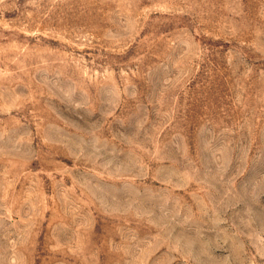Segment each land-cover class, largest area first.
<instances>
[{
  "label": "rangeland",
  "instance_id": "rangeland-1",
  "mask_svg": "<svg viewBox=\"0 0 264 264\" xmlns=\"http://www.w3.org/2000/svg\"><path fill=\"white\" fill-rule=\"evenodd\" d=\"M0 264H264V0H0Z\"/></svg>",
  "mask_w": 264,
  "mask_h": 264
}]
</instances>
